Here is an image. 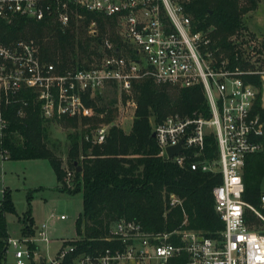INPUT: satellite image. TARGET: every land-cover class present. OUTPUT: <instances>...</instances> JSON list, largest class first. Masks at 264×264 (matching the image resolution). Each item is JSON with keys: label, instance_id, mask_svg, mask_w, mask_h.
Masks as SVG:
<instances>
[{"label": "built area", "instance_id": "1", "mask_svg": "<svg viewBox=\"0 0 264 264\" xmlns=\"http://www.w3.org/2000/svg\"><path fill=\"white\" fill-rule=\"evenodd\" d=\"M188 1L0 0L2 18H48L62 26L82 17V10L101 12L115 17L122 41L119 47L108 38H100V57L86 66L59 70L55 63L42 60L40 45L33 37L6 43L0 30L1 158L7 157V150L1 147L8 127L6 108L18 104L17 113L23 115L28 103L24 92L31 93L45 120L94 115V107L87 102H97V96L108 88L117 90L118 99H124L133 109V83L144 77L156 84H199L208 104V117L172 112L155 124L152 132L159 154L182 167L220 175L221 181L213 187L215 210L223 221L219 234L208 236L190 228L146 231L136 220L119 218L105 236L109 244L78 253L73 264H167L182 253L187 254L186 264H264V232L250 227L244 212L248 208L262 215L242 198L245 158L261 149L259 136L263 132V121L254 112L257 86L243 74L258 72L264 77V71L230 68L228 57L219 52L212 37L213 26L202 27L194 21L185 7ZM87 26L89 34H96L95 20ZM261 100L264 106V92ZM106 129L105 124L98 126L94 139L103 141ZM210 133L216 155L208 157L205 145ZM180 141L181 147L168 154L166 148ZM66 173L65 181L70 185L73 173ZM170 198L172 204L177 202L173 193ZM260 200L264 203V193ZM48 228L44 222L33 236L8 237L14 247V261L3 264H29L32 255L26 242H36V234L49 241ZM71 239L67 235L62 240L55 264L74 249Z\"/></svg>", "mask_w": 264, "mask_h": 264}, {"label": "trees", "instance_id": "2", "mask_svg": "<svg viewBox=\"0 0 264 264\" xmlns=\"http://www.w3.org/2000/svg\"><path fill=\"white\" fill-rule=\"evenodd\" d=\"M258 0H189L185 7L200 26H213L212 37L219 52L229 59V67L250 70L255 64L244 50L235 43L245 28L242 16L255 9ZM82 17L72 19L62 26L51 19L35 20L13 15L0 17L2 40L33 37L40 45L42 60L55 63L59 70L88 65L100 57L99 38H108L117 46L122 41L117 32L115 17L98 11L82 10ZM95 20L96 34L87 32L89 22ZM244 41V38H242ZM85 59V60H84ZM258 87L254 112L263 121L259 136L262 147L246 156L243 165V200L264 212L260 195L264 181V106L262 105V79L259 74H243ZM27 104L25 113H17V105L8 106V127L1 147L7 150V158H45L50 161L59 189L68 194L81 193L82 210L75 218V232L70 243L72 251L58 264H73L74 258L83 251L103 248L109 244L105 236L119 218L136 220L146 231H170L180 228L200 230L208 236H216L223 221L215 210L213 187L221 181L218 173L191 170L177 165L172 159L159 154L153 126L172 112L187 116H209L208 104L201 85L191 87L156 84L150 77L133 83L135 108L128 132L114 121L117 106L115 98L106 103H90L95 114L90 117L63 116L60 119H43L31 93L24 92ZM50 123L74 128L68 130L69 140L65 157L55 150L50 141ZM107 125L103 141L94 139L98 126ZM214 136L206 137L205 153L216 155ZM79 166L80 171L75 168ZM67 170L73 173L70 185L66 184ZM173 193L177 202H170ZM28 209L17 214L9 191L4 189L0 198V264L6 261L9 246L6 213L17 214L21 223V237L33 236L35 222L31 215L32 190L26 196ZM244 216L254 228L258 219L250 209ZM262 221V220H260ZM255 229V228H254ZM31 255L37 247L28 241ZM187 254L170 259L167 264H186ZM29 264H45L44 260L30 259Z\"/></svg>", "mask_w": 264, "mask_h": 264}, {"label": "rangeland", "instance_id": "3", "mask_svg": "<svg viewBox=\"0 0 264 264\" xmlns=\"http://www.w3.org/2000/svg\"><path fill=\"white\" fill-rule=\"evenodd\" d=\"M242 21L245 28L242 29V34L236 38L235 43L244 50V55H248L251 60L255 61L254 66L250 70L264 71V0H258L255 9L245 13L242 16ZM242 38H244V41H242ZM257 74L262 79L263 93L264 77H262V73L257 72ZM118 96L117 90L112 88L109 90L108 88L97 96L96 103L106 104L111 97L115 98L114 105L117 106V110L114 121L122 126L124 130H128L132 124L134 108L132 109L127 105L124 99L121 100L120 97L118 99ZM50 125V141L56 144L55 150L57 153L65 157L69 143L66 134L68 130L73 131L74 128L64 124L50 123ZM57 181V175L47 159H11L5 157L4 164L0 167V198L3 196L1 188L9 191L17 214H21L28 209L27 192L24 188L41 186L42 188L32 191L30 205L34 213V221L37 224H41L51 211L55 213L62 212L67 215L65 220H55L49 223L50 227L47 229L49 241L43 240L37 234L35 235L36 242L30 241L37 244L36 251L32 254L33 258L37 260L42 258L45 264H55L57 251L62 245V240L67 235H74L75 218L83 206L81 193L71 195L61 193L55 188ZM262 193H264V181ZM261 206L264 208V203L261 202ZM257 211L264 216V212L258 209ZM253 213L259 220L253 227L260 232H264V219L255 212ZM17 214L9 211L6 213L7 230L9 237L13 239L21 238V223H19ZM13 252L14 247L9 244L7 248L9 262L14 261Z\"/></svg>", "mask_w": 264, "mask_h": 264}, {"label": "crops", "instance_id": "4", "mask_svg": "<svg viewBox=\"0 0 264 264\" xmlns=\"http://www.w3.org/2000/svg\"><path fill=\"white\" fill-rule=\"evenodd\" d=\"M130 128H128V130H129ZM128 130H125L126 132H128ZM4 159L5 158H1L0 159V167H2L3 166V164H4ZM35 159H45V158H35ZM58 180V179H57ZM58 183L55 185V188L57 189V190H59V192H61V193H67L66 191L65 192H63V191H61L60 189H59V186H60V183H59V181H57ZM40 187L41 186H33V187H25L24 188V190H26V192H28L29 190H37V189H40ZM42 188V187H41ZM1 190L4 192V188H1ZM68 194V193H67ZM71 195V194H70ZM31 206V205H30ZM53 213L54 215L53 216H50V213ZM49 214H48V216L46 217V219L42 222V223H44V222H47L48 223V225H49V223L50 222H53V221H55V220H65L66 218H64V219H60L59 218V215L60 214H64V213H62V212H60V213H55L54 211H51ZM79 214V213H78ZM31 215H32V218H33V221H34V213L32 212V208H31ZM66 215V214H65ZM66 217H67V215H66ZM35 222V221H34ZM41 223V224H42ZM41 224H37L36 222H35V229H37V227L38 226H40ZM49 227H50V225H49ZM49 229V228H48ZM74 232H75V228H74ZM10 236V235H9ZM6 260L7 261H9L8 259H9V256H8V254H7V251H6ZM14 257V256H13ZM40 260H43L42 258L40 259Z\"/></svg>", "mask_w": 264, "mask_h": 264}, {"label": "water", "instance_id": "5", "mask_svg": "<svg viewBox=\"0 0 264 264\" xmlns=\"http://www.w3.org/2000/svg\"><path fill=\"white\" fill-rule=\"evenodd\" d=\"M100 38H99V42H100ZM152 136H154V132H152ZM181 147V141L180 142H178L176 145H174V146H168L167 148H166V151H167V153L168 154H170V155H173L179 148ZM80 167L79 166H77L76 168H75V170L76 171H80Z\"/></svg>", "mask_w": 264, "mask_h": 264}]
</instances>
